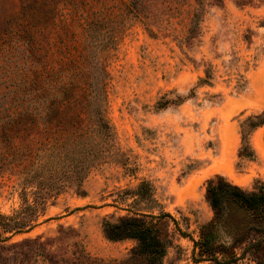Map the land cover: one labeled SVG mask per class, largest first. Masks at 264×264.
I'll return each instance as SVG.
<instances>
[{
	"label": "rangeland",
	"instance_id": "rangeland-1",
	"mask_svg": "<svg viewBox=\"0 0 264 264\" xmlns=\"http://www.w3.org/2000/svg\"><path fill=\"white\" fill-rule=\"evenodd\" d=\"M235 1L218 7L205 0L194 27L197 0L91 3L90 44L110 74L107 116L115 138L106 139L91 164L84 196L63 186L66 175L62 180L57 165L44 167L50 142L41 140V189L51 192L43 196L47 211L37 228L9 243L73 227L93 257L122 261L136 242L108 241L104 220L167 213L173 245L164 264H215L194 257L199 228L213 218L205 199L208 180L221 175L245 190L264 185V126L252 133L248 154L239 155L241 123L264 112V3ZM74 27L70 39L82 40V24ZM5 59L14 65L10 89L17 91L21 57L16 50ZM207 73L209 84H201ZM15 97L16 105L35 107L23 88ZM144 181L150 197L135 204L127 191ZM18 183L8 172L0 176V215L20 209ZM239 264L254 263L247 257Z\"/></svg>",
	"mask_w": 264,
	"mask_h": 264
},
{
	"label": "trees",
	"instance_id": "trees-1",
	"mask_svg": "<svg viewBox=\"0 0 264 264\" xmlns=\"http://www.w3.org/2000/svg\"><path fill=\"white\" fill-rule=\"evenodd\" d=\"M93 1L0 0V176L8 172L18 178L22 202L12 215H0V264H164L173 245L167 213L104 220L103 234L108 241L136 242L122 261L93 257L76 240L80 234L73 227L60 226L53 237L9 243L11 237L37 228L47 211L48 197L43 196L51 192L41 189V140L50 142L42 153L44 167L57 165L62 180L66 175L63 186L84 196L81 188L91 164L103 154L106 139L115 138L107 116L110 74L105 59L90 44L91 24L86 14ZM207 1L218 7L224 3ZM235 2L243 6L252 0ZM197 4L193 27L206 6L205 0H197ZM77 23L83 27L80 41L70 39L76 35ZM16 50L22 63L21 89L13 91L14 65L5 57ZM210 79L207 73L201 84H209ZM22 88L34 108L16 105L15 95ZM262 126L264 112L241 123L240 156L251 150V135ZM148 189L149 183L144 181L137 190L127 192L136 204L150 197ZM205 199L213 218L199 228L194 241L196 261L239 264L250 257L254 264H264V185L245 190L216 175L207 182ZM151 200L157 204L152 196ZM7 234L11 236L3 237Z\"/></svg>",
	"mask_w": 264,
	"mask_h": 264
}]
</instances>
